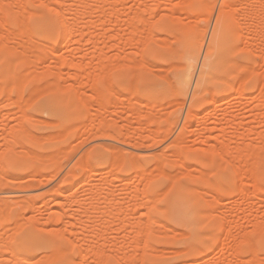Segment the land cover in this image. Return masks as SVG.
Wrapping results in <instances>:
<instances>
[{"label":"rangeland","instance_id":"374dc122","mask_svg":"<svg viewBox=\"0 0 264 264\" xmlns=\"http://www.w3.org/2000/svg\"><path fill=\"white\" fill-rule=\"evenodd\" d=\"M47 1H49V3ZM59 1L60 0H0V39H2V42L0 40V130L4 127L0 131V153L3 152L2 155L0 154V166L2 167H0V169L2 172L4 171L3 174H5L4 176L0 177V180H2L4 177L7 178L8 176H13L15 178L26 177L29 179L31 177L30 174L37 172L36 175L32 176H35L37 179L45 182V185L41 184L42 186H37L39 188L36 187L29 193H16L13 195L9 194L10 196L8 197L14 199L15 197L17 198V196L20 197V194H22L21 196H28L26 199L29 203L31 202L33 208H31V205H29L25 207L26 209H24L27 212V215H35L34 219L38 215V218L36 217L35 220H40V218L49 216L46 218V220H49H47L48 223L44 222L45 219H42L44 222L42 225L47 227L45 228L47 231L43 232L41 235H35L32 239L24 243V245H19V240L17 241L14 239L15 237L8 235L7 238L6 235L8 233L5 235L3 232L5 227L2 229L0 228V233L4 234L2 239H0L2 240L0 241V244L2 242L3 247L5 248L6 246L7 249V246L10 244L9 246H11L13 249V253H15L17 256L21 255L19 256L21 259H19L17 256L15 257V254L8 250L6 252L7 254L11 252L9 255H13L12 258H17L12 261V258L4 253L5 257H10L8 260L10 264H13L14 262L15 264L17 262L18 264H35V262H38L36 264H40L41 261L39 262V258L42 260L41 264H95L96 262V264H134V262L135 264H264V77H262L264 76V30L262 31V38L261 36H257L258 33L259 35L262 34L260 33V29L262 26L264 27V7L262 5L264 0H260V2L259 0H255L256 2L253 0V2H251V0H185L186 3L185 1L184 3H180L179 1L181 0H85V2L84 0H81L83 5L81 4L79 7L77 2H80V0ZM181 2H183V0ZM212 3L216 4L214 10L213 8L208 7L210 4L213 7L214 5ZM257 3L259 4V6L257 5L259 10L256 6ZM84 4L86 6L88 4V6L85 7ZM244 4L248 6L245 5V8L243 6ZM53 5L56 6L54 7ZM68 5L75 6L72 9V7ZM76 5L78 7L77 11L80 10L79 12H76L75 10L77 9ZM48 6L53 7L54 9L50 8L49 11ZM101 7L104 9L102 8V10L99 11ZM241 7L244 8L240 9ZM248 7H250V11ZM18 8H21V11ZM23 8L24 10H22ZM81 10L85 12H82ZM173 10L175 11L174 13ZM86 11L88 13H86ZM215 11L217 13L216 15ZM247 11L248 14L251 13L252 15L250 14L251 16L249 15L246 18L247 13L244 12ZM258 11L260 13L261 11L263 12L261 13L263 15L262 18L258 17L261 14L258 13L259 15H256ZM74 12L76 13L73 16ZM100 12H104L102 13L104 15L102 16ZM63 13L65 14L63 15ZM78 13H82L81 16L78 17L79 19L76 17L78 16ZM253 13L256 14L254 15ZM67 15L72 16L68 17V19L77 18V22L80 23L79 25L77 24L78 28L75 31L76 33L74 32L70 37L67 36L65 32L66 23H63L65 20L64 18H66ZM236 15L239 20H236L237 18L235 19ZM253 15L256 16L254 17L256 20L252 17ZM63 16L64 18L61 19ZM257 18H259V20ZM220 20L221 22L226 20L233 32V48L230 51V54H228L229 57L227 56L228 62L226 64V71L223 70L215 72L213 75L206 73L208 68L207 65L214 58V55H211V57L208 59L209 61H207L208 64L204 65L205 67L203 66L204 72L201 77V85L198 86L199 88L197 90H193L195 86L194 82L197 78L196 76H198L200 70L199 68L201 67L200 63L203 61L202 55H204V48L206 47L205 44L209 39V32L217 21L219 22L217 23L219 24L217 31H219ZM254 20L255 22L259 21V23L257 22V25H255L256 23L253 22ZM65 21L67 22V18ZM243 21H245V23L249 26L246 27L247 25ZM252 23H255V32L253 31L254 27H252ZM36 24L38 27H40L39 29H37L38 27L36 28ZM242 24L244 26L241 27ZM20 25L23 27L21 28ZM26 27L31 31L30 36L25 35L26 31H29L25 30ZM32 27L34 28L32 29ZM243 27H245V31L242 29ZM200 28H202L201 31L209 28V32L205 38L206 41L201 54L202 58H200L201 61L199 60V64L197 66L198 71H196L195 74V81L190 87L188 91L189 93H187L185 96L178 87H174V80L181 69V66H177L175 63H180V43L184 40V37L193 39V37H195L197 33L200 32ZM246 28L249 29L246 30ZM22 33H24V36H22ZM243 35L247 36L244 37ZM252 35L255 37V39L252 37ZM249 37L251 39H248ZM246 38L248 40H246ZM35 40L41 41L37 44H42L40 46L42 49L39 48V45L38 47L35 46ZM250 40L256 41L252 43ZM45 44L46 46L50 47H46L48 48L46 49ZM245 45L251 46L249 48L246 46V48L244 47ZM33 46H35L34 48L36 50H34ZM237 46H240L241 48L239 47L236 49ZM254 46H256V48H254ZM30 49H32V52ZM52 50L54 53H52ZM56 53L59 54V56L57 54L58 58L55 55ZM37 54L39 55L37 56ZM9 58H12L13 60ZM44 58L45 60H43ZM81 58L82 60H80ZM69 59L73 60L74 62L69 61ZM54 60L55 63L53 62ZM6 61L9 63L7 64ZM120 61L122 63H119ZM56 62H59L58 65H56ZM76 62L79 63V65H77ZM236 62L240 66H242L241 63H245L246 66L253 64L252 66L254 70L251 65L249 67H240ZM133 63L134 65H132ZM51 64L53 66H51ZM114 64L116 66H114ZM8 65H10V67ZM56 67L57 70L55 69ZM9 68H11L13 71L12 73ZM250 68H252L254 71H252L253 73L250 71ZM248 69H250L249 73L251 75L249 74L246 76L245 74L248 71L246 72L245 70ZM9 71L10 73H8ZM43 71L44 73H42ZM56 72L58 73L56 74ZM14 73L17 74L19 79L16 80L14 78L16 77ZM75 73H78L79 75ZM243 73L245 76H241ZM92 74H94V78H91ZM72 75H74V77ZM77 75L82 77V79L80 77L76 78L78 77ZM82 75L84 76V79ZM20 77L23 78V83L21 81L20 83H17L18 80H21ZM71 77L73 78L71 79ZM244 78L246 79L243 80ZM47 80L50 81V87H46L48 85ZM170 82L173 86L170 84ZM54 83L58 84L55 86ZM17 84H21L20 89H18L19 87ZM9 85L10 87H8ZM66 87L67 91L65 89ZM208 88H211L212 90L209 91ZM48 89H51L52 91H49ZM45 90L48 91L46 92ZM75 91L77 92V95ZM41 92L43 94H41ZM30 95L32 96L33 100L30 98ZM127 100H130V102ZM75 102L76 105H74ZM77 102L79 103V106L77 105ZM145 102L147 104H145ZM21 104L23 107H20ZM143 107L144 109H142ZM141 109L142 111H140ZM135 112L138 113L136 114ZM25 114L26 117L30 116L31 120L29 117L27 120L24 117ZM18 115H20V117ZM213 116H215V118L217 117L218 119H215ZM15 117L19 120H17ZM40 117L43 120L38 119ZM32 119H34V122H32ZM90 119L93 123L91 125L92 128H88L90 125L87 126L91 123ZM138 119L140 120V123ZM48 120L50 123H46ZM103 120H105V122ZM19 121L22 123L21 128H19ZM82 121L84 124H80ZM88 121H90V123H88ZM63 127L69 131L66 132ZM248 127L249 129L252 128L255 130L250 131ZM91 129V133H95V135L92 137V134L88 133V131L90 132ZM126 130L127 132H125ZM83 132L86 133L84 134L86 135L85 139H82L84 138L82 134ZM259 132L261 134H259ZM3 133L4 135H2ZM219 133L221 135H219ZM8 134H10L13 139ZM42 134L47 135L42 136ZM95 136L96 138L94 139L93 137ZM110 136H112V138H110ZM209 137L211 138L210 140L208 139ZM6 138L8 140H6ZM91 138H93V140ZM80 139L83 141H80ZM121 139H125L123 140V143ZM150 139L153 143L150 142ZM126 140L128 142H126ZM7 141L10 143V145L5 143ZM124 141L128 143V145L124 144ZM141 141L144 142L142 143ZM81 142L85 144L81 145ZM175 142L177 143L175 144ZM112 143H115L116 145H111ZM138 143L140 144L138 145ZM74 144L81 146L78 148ZM88 144L89 147H87ZM103 144H108L106 146H108L109 149L106 146H103ZM109 144L112 146V148H110L111 146H109ZM211 144L215 145L212 146ZM224 145H226V147ZM259 145L262 146L259 148ZM59 146L60 149L62 147V149L65 151L64 153L60 154L61 157H58V155L63 151L62 149L60 150L61 152L58 150ZM114 146H116V148ZM163 146L166 148H163ZM75 147L78 149L76 150ZM91 147H95L93 151H91ZM143 147L146 148L143 149ZM147 147L149 149H147ZM193 147H195V149ZM222 147H224V151ZM240 147L242 150L239 149ZM83 148L90 150V153L87 152L89 154L88 157L84 155V153H86L88 150L85 151L84 149L83 151ZM247 148L251 150V153L249 150V152L247 151ZM19 150L20 154L18 153ZM21 150H24V153L21 152ZM27 151H30V154L29 152L27 153ZM155 151L156 153L158 151L160 152L159 154L155 155L152 153ZM55 152H59L57 156H55V154H57ZM247 152L248 154L250 153V155H246ZM13 153L17 154V158L15 157L14 160L9 157L11 155H8ZM25 153H27V156L24 155ZM34 153L37 154V156H39L38 154L41 153V159L39 158L40 156L37 158ZM82 153L83 157L86 156V160L85 158L83 160V157L81 159L83 162L79 159L81 162L80 165L78 167L75 165L76 167L74 166V172L67 176L68 178L66 182L61 184L62 188L67 186L68 191L64 194H69L68 197L67 195H65V199L61 197V199L58 201H62L61 204L58 203L55 205L56 201L53 203L54 200L51 199V192L48 194H43V192L48 186L49 188L53 185V187H55L60 182V179L66 175L69 168H72L71 166L74 165L73 163H75V161L79 158V155H82ZM160 153L161 156H159ZM223 153L225 154L223 155ZM255 153H258V156ZM28 154L33 155L32 158L29 157ZM50 154L52 155L53 159L50 157ZM47 155H49L51 160L47 158ZM77 155L78 157H76ZM222 155L224 157H222ZM110 156L114 167L109 165L112 164ZM155 156L164 158V160L161 158L159 160V158H156ZM130 157L134 160L135 166L137 163L143 165V170L141 172L142 174L139 172L141 176L137 174V171H141L139 165L138 167H132L131 163H133V160L130 161ZM167 157H170V159ZM249 157L252 158L248 159ZM9 158L11 160H8ZM137 160H139V162H137ZM155 160H159L160 162L157 161L156 163ZM260 160H262V162H260ZM254 163H256L255 165L257 166L252 165ZM180 164L185 167L183 168ZM84 165L87 166L85 167ZM108 165L113 168H109ZM151 166H153V168H151ZM159 167L163 174L160 172ZM134 168L138 169L135 171ZM89 169H93L92 172ZM184 169L185 172H187H184L185 174L182 172ZM56 170H59V172H54ZM144 170H146V172H144ZM32 171L34 173H32ZM106 171H108V176L105 174ZM63 172L64 174H62ZM150 172H153L154 175H156V173L158 174L154 177L149 176V181L146 183L145 181L148 177L146 178L144 175L146 174L147 176V174ZM165 172L167 175L170 174L173 181L170 180L171 178H169V176L165 175ZM55 173L57 175L55 178H53ZM143 173L145 174L143 175ZM190 173H193V177L190 175ZM37 174H39L40 177ZM50 174L52 175L50 176ZM205 174L208 176L204 177ZM174 175L177 176L178 181L176 178H173L176 177ZM201 175H203L204 179ZM98 176L102 178H99ZM92 178L96 179L93 180ZM143 178H146V180L144 181ZM84 180H87L86 184ZM94 181L95 184L96 182L98 183L96 184V187H98L97 190H95L96 188L93 189L94 187H92V185L95 186ZM122 182L125 183L123 184ZM126 182L129 184L128 186L126 185ZM194 182H198L195 184L198 186V191H195V189H192V191H195L193 194L196 198V201L198 202V206L200 207V212L203 215V218L199 219L197 216L195 217V221H198H196V223L198 225V232L201 234V242L199 244L196 242L192 246L191 243L188 242L189 239L187 238L186 231L181 228L173 218L171 203L173 191L176 187H178V185L188 183L191 185V187H193L195 186ZM77 183L79 185H77ZM203 183L204 185H202ZM220 183L223 185V187ZM80 185H82L84 188ZM88 185L90 188H88ZM99 188L101 189V193L99 192ZM102 189L107 192V194L102 192ZM85 190H88V192L86 191L87 193H83ZM108 190H110L112 193ZM161 191L163 192L161 193ZM95 195L96 198L98 196L97 199H94ZM124 195H127V198ZM100 197L101 200H103L102 203L100 201ZM102 198L108 200L110 205L107 203L108 201ZM32 201L35 203H32ZM87 201L90 202L86 204ZM125 201L128 203V205H125L127 204ZM151 201H153L152 204L155 205H152ZM19 202L17 204H19ZM140 202L142 207H139L138 205ZM89 203L90 207L87 206ZM142 203H146L148 206L142 205ZM120 204L124 207H122ZM24 205H27V203L25 202ZM104 205H106L105 207L108 209V211H105ZM111 205L112 208L110 209L109 206ZM113 205L115 207L117 205V208L119 209L116 208L117 210H114L115 207ZM92 206L94 208L97 206V208L94 209ZM28 207H30V209ZM120 207L123 209L121 208L122 210H120ZM52 210H57V212H55L56 214L59 213V216L58 214L56 215L51 213L53 212ZM42 211L44 217H41ZM112 211L117 212H114L115 216L113 215ZM208 212L210 214H208ZM140 214L142 215V218L140 217ZM54 215L58 216V218L60 217L58 221H56L57 218L55 219ZM120 216H122L121 218H123V220H121ZM67 220L71 221L68 223ZM40 221L37 224L38 226H42V222ZM200 221L202 222L200 223ZM111 222H113V224ZM142 223L143 225H141ZM207 224H209V226H207ZM115 227L117 229H115ZM169 227L173 230L171 231ZM137 228L138 230H136ZM180 229L182 232H185H183V235H180ZM133 230L134 233L132 232ZM205 231L207 234H205ZM74 232L75 234H73ZM170 232L173 234H170ZM110 235L114 239H112ZM3 237L8 241L7 243L4 241ZM10 238H13L14 241L17 242V245L15 244V246L18 248L14 247V241H12L13 239L10 240ZM73 241H75L76 244ZM56 248H58L57 250L59 251L60 249L64 250V253H62L63 250H61L62 252L60 251L61 256L58 258L57 255L59 256L60 254H58ZM176 249L178 251L180 250V252H178ZM51 250H56V252H54L57 254L53 255ZM161 250L163 251L161 252ZM157 251H159L160 254H157L159 253ZM170 252L173 253L169 254ZM130 259H132L133 262ZM127 261L129 263H127ZM256 261L257 263H255Z\"/></svg>","mask_w":264,"mask_h":264},{"label":"bare ground","instance_id":"6f19581e","mask_svg":"<svg viewBox=\"0 0 264 264\" xmlns=\"http://www.w3.org/2000/svg\"><path fill=\"white\" fill-rule=\"evenodd\" d=\"M53 1V0H52ZM61 1V0H60ZM59 1V2H60ZM64 1V0H63ZM63 1H62V3H63ZM72 1V0H71ZM79 1V0H78ZM87 1V0H86ZM95 1V0H94ZM99 1V0H98ZM182 1V0H181ZM181 1H179L180 3H184V1L185 0H183V2H181ZM194 1V0H193ZM238 1V0H237ZM245 1V0H244ZM243 1V2H244ZM253 1H255V0H253ZM252 0H251V2H253ZM48 3H49V1H47ZM84 2H85V0H84ZM199 2V1H198ZM256 2V1H255ZM259 2H260V0H259ZM258 2V3H259ZM262 2V1H261ZM264 2V1H263ZM263 2H262V5H263V7H264V4H263ZM51 3V2H50ZM55 3V2H54ZM65 3V2H64ZM78 3V7L79 6H81V4L83 5V3H81V0H80V2H77ZM80 3V4H79ZM185 3H186V1H185ZM196 3V2H195ZM208 3V2H207ZM206 3V4H207ZM228 3V2H227ZM241 3V2H240ZM256 4V6L258 5L259 6V4ZM67 4H68V2H67ZM69 4H70V2H69ZM75 4H76V2H75ZM103 4V3H102ZM214 6L212 7V5L210 4V6H208V7H211V8H213V10H214V8L216 7L215 5V3H212ZM229 4H231V3H229ZM57 5V4H56ZM56 5H53L54 7L56 6ZM85 5V4H84ZM246 4H244L243 6L246 8V6H248V5H246ZM5 6V5H4ZM52 6V5H51ZM58 6V5H57ZM68 6H70V5H68ZM75 6V5H74ZM74 6H70V7H72V9H73V7ZM87 6H88V4H87ZM86 5H85V7H87ZM256 6H254V7H256ZM258 6H257V8H258ZM1 7H2V4H1ZM49 7V11H50V8H53V7H50V6H48ZM76 7H77V5H76ZM75 7V8H76ZM78 7H77V9H75L76 10V12H79V11H77L78 10ZM98 7V6H97ZM96 7V8H97ZM244 7H241L240 9H243ZM260 7H262V6H260ZM22 8V7H21ZM21 8H18V9H20V11H21ZM25 8V7H24ZM24 8L22 9V10H24ZM95 8V7H94ZM102 8L103 7H101V9H99V11L100 10H102ZM203 8H205V7H203ZM210 8V9H211ZM249 8V11H250V7H248ZM3 9V8H2ZM9 9V8H8ZM54 9V8H53ZM52 9V10H53ZM56 9V8H55ZM59 9V8H58ZM71 9V8H70ZM71 9V10H72ZM79 9H81V8H79ZM104 9V8H103ZM107 9V8H106ZM261 9V8H260ZM263 9V8H262ZM85 10V9H84ZM152 10V9H151ZM212 10V11H213ZM258 10H259V8H258ZM12 11V10H11ZM19 11V12H20ZM57 11V10H56ZM64 11H66V10H64ZM74 11V10H73ZM82 11V10H81ZM114 11V10H113ZM113 11H111V12H113ZM208 11V10H207ZM225 11V10H224ZM264 11V10H263ZM23 12V11H22ZM36 12V11H35ZM76 12H74V14H73V16L75 15V13ZM82 12H85V11H82ZM127 12V11H126ZM175 11L173 10V13H174ZM204 12V11H203ZM211 12V11H210ZM222 12H223V10H222ZM222 12H221V14H222ZM240 12V11H239ZM254 12H256V11H254ZM86 13H88L87 11H86ZM101 13V12H100ZM102 13H104V12H102ZM101 13V14H102ZM115 13V12H114ZM213 13V12H212ZM217 13H218V10H217ZM216 13V11H215V15L217 14ZM238 13V12H237ZM241 13H242V11H241ZM244 13H247V15H246V18H247V16H249L250 14H248V11L247 12H244ZM261 14V13H263L262 11H261V13L258 11L257 12V14L256 15H259V14ZM59 14V13H58ZM65 13H63V15H64ZM81 14L82 13H78V16H76L77 18L79 17V16H81ZM205 14H206V12H205ZM234 14V13H233ZM239 14V13H238ZM237 14V15H238ZM243 14V13H242ZM242 14H240V15H242ZM254 14V13H253ZM254 14V15H255ZM60 15H61V13H60ZM59 15V16H60ZM70 15V14H69ZM72 15V14H71ZM104 14H102V16H103ZM171 15V14H170ZM170 15H168V16H170ZM199 15V14H198ZM210 15V14H209ZM213 15V14H212ZM237 15H236V17H235V19L237 18ZM245 15H243V16H245ZM252 15V14H251ZM250 15V16H251ZM252 16L253 18L254 17H256V16ZM264 15V14H263ZM263 15L261 14V15H259L258 17H263ZM68 17H72V16H68L67 15V22L65 21L66 20V18H64V16L63 17H61V19L62 18H64L63 20V23L65 22L66 23V30H65V32H66V34H67V36H71V35H73V33L76 31V29L78 28L77 26L80 24V23H78L77 21H78V19L77 18H70V19H68ZM221 17H222V15H221ZM233 17H234V15H233ZM240 18V17H239ZM75 19H77V20H75ZM255 19V18H254ZM258 20H259V18H257ZM26 20V19H25ZM24 20V21H25ZM41 20V19H40ZM236 20H239L238 18L236 19ZM242 20V19H241ZM246 20V19H245ZM248 20V19H247ZM256 20V19H255ZM255 20L253 21V22H255ZM263 20V19H262ZM23 21V22H24ZM76 21V22H75ZM99 21V20H98ZM101 21V20H100ZM260 21H261V19H260ZM244 23H245V21H243ZM247 22V21H246ZM249 22V21H248ZM251 22H252V20H251ZM258 23H259V21H257ZM257 22H255V23H252V27H254V24L255 25H257ZM264 22V21H263ZM43 23V22H42ZM217 23H219L218 21L216 22V24L215 25H213L212 26V28H211V31L209 32L208 31V29H206V30H203V31H201V29L202 28H200L199 30H200V32L199 33H197V35L195 36V37H193V39H188V38H186V37H184V40L180 43L181 44V48H180V50H179V52H180V54H179V61H180V63H175L177 66L179 65V66H181V69L179 70V72H178V74L176 75V78H175V80H174V87H178L179 88V90L186 96L187 95V93H189L188 91H189V89H190V87L193 85V82L195 83V86H194V89L193 90H197L199 87V85H201V77H202V74H203V72H204V68H203V66L204 65H206V64H208L207 63V61H209L208 59L211 57V55H214V58H213V60L207 65L208 66V68H207V72L206 73H208L209 75H213L215 72H219V71H223V70H225L226 69V64H227V62H228V58H227V56L229 57V55L228 54H230V51L232 50V48H233V42H232V38H233V32H232V30H231V28H230V26H229V24H228V22L226 21V20H224V21H222L221 22V20H220V28H219V31H217V27L219 26V24H217ZM78 24V25H77ZM188 24H190V23H188ZM246 24V23H245ZM264 24V23H263ZM24 25V24H23ZM37 25V24H36ZM35 25V26H36ZM65 25V24H64ZM247 25V24H246ZM245 25V26H246ZM259 25V24H258ZM21 26V28L23 27L22 25H20ZM42 26V25H41ZM242 26H244L243 24L241 25V27ZM249 25H247L246 27H248ZM28 27V26H27ZM27 27H26V29L25 30H29V28L27 29ZM38 27V25L36 26V28ZM43 27V26H42ZM200 27V26H199ZM258 27V26H257ZM263 27V26H262ZM262 27H261V31H260V33H262V34H260L259 35V33H258V37L259 36H261V38H262V35H263V30H264V27H263V29H262ZM34 27H32V29H33ZM40 27H38L37 29H39ZM244 28L245 27H243L242 29L244 30ZM255 28L256 27H254V29H253V31L255 30ZM249 29V28H248ZM247 28H246V30H248ZM24 30V29H23ZM187 30V29H186ZM198 30V31H199ZM245 31V30H244ZM252 31V32H253ZM263 31V32H262ZM29 32V33H28ZM26 31V33H25V35L27 36V35H29L30 36V33H31V31L29 30V31ZM33 32V31H32ZM35 32V31H34ZM40 32V31H39ZM210 33L209 35H208V41H207V43L205 44V38H206V35H207V33ZM240 32V31H239ZM242 32V31H241ZM248 32H251V31H248ZM255 32V31H254ZM24 33H22V36H24L23 34ZM28 33V34H27ZM76 33V32H75ZM257 33V32H256ZM77 34H78V32H77ZM250 34V33H249ZM38 36V35H37ZM76 36V35H75ZM244 36V35H243ZM245 36H247V35H245ZM244 36V37H245ZM68 37V38H69ZM243 37V38H244ZM252 37H253V35H252ZM20 38V37H19ZM64 38H66V37H64ZM254 39H255V37H253ZM21 39V38H20ZM70 39V38H69ZM72 39V38H71ZM74 39V38H73ZM248 39H251L250 37L248 38ZM247 38H246V40H248ZM257 39V38H256ZM1 40V42H2V39H0ZM22 40V39H21ZM244 40H245V38H244ZM262 40V39H261ZM4 41V40H3ZM37 40H35V46L36 47H38V45L39 44H37V43H39V42H41V41H37ZM72 41H74V40H72ZM251 41V40H250ZM254 41H256V40H254ZM254 41L252 40L251 42L252 43H254ZM67 42V41H66ZM245 42V41H244ZM247 42V41H246ZM260 42V41H259ZM263 42V41H262ZM72 43H74V42H72ZM3 44V43H2ZM31 44H33V43H31ZM41 44V43H40ZM65 44V43H64ZM69 44H70V42H69ZM95 44V43H94ZM98 44V43H97ZM204 44L206 45V47L204 48ZM247 44V43H246ZM42 45V44H41ZM41 45H39V48H41L42 49V47H40ZM48 45V44H47ZM240 45V44H239ZM244 45V44H243ZM249 45V44H248ZM35 46H33V48L35 47ZM61 46V45H60ZM95 46H97V45H95ZM99 46V45H98ZM242 46V45H241ZM247 45H245L244 47H246ZM251 46V45H250ZM250 46H247L248 48L250 47ZM256 46H258V45H256ZM256 46H254V48H256ZM260 46V45H259ZM46 47H50V46H46V44H45V48ZM240 46H237V48L236 49H238ZM243 47V48H244ZM246 47V48H247ZM44 48V49H45ZM48 48H46V49H48ZM97 48V47H96ZM173 48V47H172ZM203 48L205 49L204 51V55H202L203 56V61L200 63L201 64V67L199 68L200 70H199V73H198V76H196L195 74H196V71H198L197 70V66H198V64H199V60L201 61V59L200 58H202L201 57V54H202V51H203ZM241 48V47H240ZM252 48H253V46H252ZM52 49V48H51ZM60 49V48H59ZM67 49V48H66ZM69 49V48H68ZM31 50V52H32V49H30ZM30 50H29V53H30ZM34 50H36L35 48H34ZM49 51V50H48ZM51 51V50H50ZM53 51V50H52ZM56 51V50H55ZM60 51V50H59ZM59 51H58V53H59ZM97 51V50H96ZM252 51H253V49H252ZM259 51V50H258ZM25 52V51H24ZM26 52H28V51H26ZM46 53V52H45ZM52 53H54V51L52 52ZM58 53H56L55 55L57 56V54ZM64 54V53H63ZM68 54V53H67ZM79 54V53H78ZM97 54V53H96ZM1 55V54H0ZM26 55V54H25ZM39 54H37V56H38ZM74 55V54H73ZM82 55V54H81ZM80 55V56H81ZM58 56H59V54H58ZM58 56H57V58H58ZM61 56V55H60ZM3 57V56H2ZM44 57V56H43ZM50 57V56H49ZM82 57V56H81ZM48 58V57H47ZM51 58V57H50ZM50 58H48V59H50ZM64 58V57H63ZM83 58V57H82ZM82 58L80 59V60H82ZM9 59H11V60H13L12 58H9ZM8 59V60H9ZM56 59V58H55ZM71 59H73V58H71ZM99 59V58H98ZM43 60H45V58L43 59ZM52 60V59H51ZM61 60H63V59H61ZM67 60V59H66ZM42 61V60H41ZM57 61V60H56ZM69 61H72V62H74L73 60H70L69 59ZM78 61H79V59H78ZM84 61V60H83ZM82 61V62H83ZM117 61V60H116ZM122 61V60H121ZM119 62V63H122V62ZM54 63H55V60L53 61ZM60 62H62V61H60ZM66 62V61H65ZM103 62V61H102ZM101 62V63H102ZM114 62V61H113ZM124 62V61H123ZM176 62V61H175ZM6 63H7V61H6ZM9 63V62H8ZM7 63V64H8ZM57 64L56 65H58V63L59 62H56ZM71 63V62H70ZM77 63V62H76ZM119 63H117V64H119ZM125 63H127V62H125ZM135 63H137V62H135ZM237 63V62H236ZM65 64V63H64ZM74 64V63H73ZM84 64V63H83ZM112 64V63H111ZM110 64V65H111ZM139 64V63H138ZM238 64V63H237ZM245 66H244V65ZM264 64V63H263ZM6 65V64H5ZM77 65H79V63H77ZM104 65V64H103ZM122 65H126V64H122ZM132 65H134V63L132 64ZM173 65H174V63H173ZM231 65V64H230ZM241 65L243 66V67H249L250 65H251V67L253 68V64H249L248 66H246V64L245 63H241ZM9 67H10V65H8ZM51 66H53L52 64H51ZM50 66V67H51ZM73 66V65H72ZM75 66V65H74ZM81 66V65H80ZM83 66V65H82ZM114 66H116L115 64H114ZM121 66V65H120ZM238 66H240L239 64H238ZM242 66H240V67H242ZM117 67H119V66H117ZM205 67V66H204ZM52 68H54V67H52ZM75 68V67H74ZM133 68V67H132ZM137 68V67H136ZM239 68V67H238ZM252 68H250V69H248V70H245L246 72V76L247 75H249L250 73V71L252 72L253 70H254V68H253V70H252ZM45 69V68H44ZM43 69V70H44ZM49 69V68H48ZM56 70H57V67L55 68ZM1 70H2V68H1ZM9 70L11 71V73L13 72L12 70H11V68H9ZM52 70V69H51ZM59 70V69H58ZM73 70V69H72ZM134 70V69H133ZM138 70V69H137ZM177 70V69H176ZM250 70V71H249ZM6 71V70H5ZM10 71L8 72V73H10ZM84 71V70H83ZM131 71H132V69H131ZM226 71V70H225ZM224 71V72H225ZM41 72V71H40ZM47 72V71H46ZM53 72H55V71H53ZM60 72V71H59ZM73 72H74V70H73ZM115 72V71H114ZM113 72V73H114ZM254 72V71H253ZM252 72V73H253ZM264 72V71H263ZM42 73H44V71L42 72ZM58 72H56V74H57ZM69 73V72H68ZM67 73V74H68ZM78 73H80V72H78ZM78 73H75V74H78ZM122 73V72H121ZM3 74H5V73H3ZM15 74V73H14ZM71 74H73V73H71ZM82 74V73H81ZM80 74V75H81ZM262 74V73H261ZM16 75V77H17V74H15ZM70 75V74H69ZM79 75V74H78ZM77 75V76H78ZM89 75V74H88ZM90 75H91V73H90ZM93 75L94 74H92V77L91 78H94L93 77ZM244 75V73L241 75V76H243ZM244 75V76H245ZM251 75V74H250ZM2 76H4V75H2ZM19 76V75H18ZM40 76V75H39ZM43 76V75H42ZM60 76H61V74H60ZM65 76H66V74H65ZM73 77H74V75H72ZM83 76V75H82ZM195 76L197 77L195 80H194V78H195ZM262 76V75H261ZM16 77H14L16 80L17 79H19L18 77L16 78ZM45 77H46V75H45ZM53 77H55V76H53ZM57 77V76H56ZM73 77H71V79L73 78ZM80 76H78V77H76V78H79ZM90 77V76H89ZM262 77H264V76H262ZM70 78V77H69ZM81 79H82V77H80ZM20 79L21 80H18V82L17 83H20V81L22 82V79L23 78H21L20 77ZM51 79V78H50ZM50 79H48V80H50ZM54 79H56V78H54ZM83 79H84V76H83ZM90 79V78H89ZM136 79V78H135ZM167 79V78H166ZM246 78H244L243 80H245ZM262 79V78H261ZM10 80V79H9ZM47 80V81H48ZM74 80V79H73ZM72 80V81H73ZM79 80V79H78ZM170 80V79H169ZM168 80V81H169ZM24 81V80H23ZM133 81H135V80H133ZM171 81V80H170ZM262 81V80H261ZM50 81H48L47 83H48V85L46 86V87H48L49 86V83ZM132 82V81H131ZM264 82V81H263ZM23 83V82H22ZM21 83V84H22ZM21 84H17L18 85V89H20V87H21ZM55 84V86L58 84V83H54ZM78 84V83H77ZM82 84V83H81ZM134 84V83H133ZM170 84H171V82H170ZM20 85V86H19ZM44 85V84H43ZM135 85H136V82H135ZM172 85V84H171ZM229 85V84H228ZM232 85V84H231ZM40 86V85H39ZM38 86V87H39ZM51 86V85H50ZM49 86V87H50ZM54 86V87H55ZM59 86V85H58ZM57 86V87H58ZM65 86V85H64ZM73 86V85H72ZM173 86V85H172ZM263 86V85H262ZM261 86V87H262ZM8 87H10V85L8 86ZM42 87V86H41ZM53 87V88H54ZM63 87V86H62ZM218 87V86H217ZM229 87V86H228ZM231 87V86H230ZM43 88V87H42ZM42 88H40V89H42ZM52 88V89H53ZM56 88V87H55ZM193 88V87H192ZM212 88V87H211ZM211 88H208V90L209 91H211L212 89ZM215 88V87H214ZM37 89V88H36ZM44 89H45V87H44ZM62 89V88H61ZM64 89V88H63ZM66 89V91H67V87L65 88ZM78 89V88H77ZM130 89H131V87H130ZM216 89V88H215ZM231 89V88H230ZM49 90V89H48ZM47 90V91H48ZM51 90V89H50ZM49 90V91H50ZM133 90H134V87H133ZM136 90V89H135ZM207 90V89H206ZM220 90V89H219ZM228 90V89H227ZM36 91V90H35ZM40 91V90H39ZM46 91V90H45ZM46 91V92H47ZM52 91V90H51ZM54 91V90H53ZM56 91H57V89H56ZM64 91V90H63ZM62 91V92H63ZM78 91V90H77ZM79 91H80V88H79ZM84 91V90H83ZM241 91H242V89H241ZM71 92H73V91H71ZM76 92V91H75ZM130 92H131V90H130ZM135 92V91H134ZM133 92V93H134ZM226 92V91H225ZM5 93V92H4ZM61 93V92H60ZM81 93V92H80ZM195 93V92H194ZM224 93V92H223ZM41 94H43L42 92H41ZM73 94V93H72ZM71 94V95H72ZM81 94H83V93H81ZM221 94V93H220ZM264 94V93H263ZM70 95V94H69ZM76 95H77V92H76ZM31 96V95H30ZM48 96V95H47ZM60 96V95H59ZM44 97V96H43ZM78 97H79V93H78ZM257 97H258V95H257ZM31 99H32V96L30 97ZM46 98V97H45ZM48 99V98H47ZM61 99V98H60ZM78 99V98H77ZM84 99V98H83ZM215 99V98H214ZM258 99V98H257ZM33 100V99H32ZM49 100V99H48ZM140 100V99H139ZM187 100V99H186ZM29 101V100H28ZM127 101H129L130 102V100H127ZM216 101V100H215ZM215 101H214V103H215ZM32 102V101H31ZM30 102V103H31ZM73 102V101H72ZM79 102V101H78ZM77 102V103H78ZM142 102V101H141ZM140 102V103H141ZM5 103V102H4ZM11 103V102H10ZM9 103V104H10ZM22 103V102H21ZM139 103V102H138ZM144 103V102H143ZM5 104H7V103H5ZM8 104V105H9ZM13 104H14V102H13ZM71 104V103H70ZM134 104H135V102H134ZM145 104H147L146 102H145ZM30 105V104H29ZM52 105V104H51ZM74 105H76V102L74 103ZM78 106H79V103L77 104ZM139 105V104H138ZM141 105V104H140ZM20 106V105H19ZM147 106V105H146ZM2 107H4V106H2ZM20 107H23V105L21 104V106ZM19 107V108H20ZM133 107V106H132ZM139 107V106H138ZM141 107V106H140ZM218 107V106H217ZM58 108V107H57ZM56 108V109H57ZM134 108V107H133ZM147 108V107H146ZM145 108V109H146ZM216 108V107H215ZM20 109H22V108H20ZM78 109V108H77ZM142 109H144V107L142 108ZM142 109L140 110V111H142ZM19 110V109H18ZM59 110V109H58ZM191 110V109H190ZM220 110V109H219ZM223 110V109H222ZM23 111V110H22ZM22 111H20V112H22ZM221 111V110H220ZM231 111H233V110H231ZM17 112V111H16ZM19 112V111H18ZM139 112V111H138ZM137 112V113H138ZM215 112V111H214ZM230 112V111H229ZM237 112V111H236ZM235 112V113H236ZM136 113V112H135ZM136 113V114H137ZM145 113V112H144ZM143 113V114H144ZM1 114H2V112H1ZM29 114V113H28ZM140 114V113H139ZM142 114V115H143ZM221 114H223V113H221ZM145 115H146V113H145ZM144 115V116H145ZM17 116V115H16ZM19 117H20V115H18ZM24 116V115H23ZM138 116V115H137ZM235 116H237V115H235ZM27 120H28V117H29V119H30V116H28V117H26V114H25V116H24ZM32 117V116H31ZM211 117H212V115H211ZM214 118H215V116H213ZM16 118V117H15ZM138 118V117H137ZM213 118V119H214ZM217 118V117H216ZM215 118V119H216ZM237 118V117H236ZM17 119V118H16ZM38 119H42L41 117L40 118H38ZM45 119V118H44ZM140 119V118H139ZM138 119V121H139V123H140V120ZM218 119V118H217ZM235 119V118H234ZM238 119V118H237ZM256 119H258V118H256ZM17 120H19V119H17ZM31 120V119H30ZM34 119H32V122H34L33 121ZM43 120V119H42ZM241 120V119H240ZM38 121V120H37ZM45 121V120H44ZM51 121V120H50ZM90 121H91V123H90ZM90 121H88V123H90V124H88L87 126H89L88 128H92V120L90 119ZM102 121V120H101ZM104 122H105V120H103ZM26 122V121H25ZM35 122H36V120H35ZM40 122V121H39ZM43 122V121H42ZM41 122V123H42ZM47 122H49V120L48 121H46V123ZM53 122V121H52ZM54 122H56V121H54ZM261 122V121H260ZM18 123H20L19 125H20V127L19 128H21V121H19ZM50 123V122H49ZM77 123V122H76ZM81 123H83V121L82 122H80V124ZM86 123H87V121H86ZM85 123V124H86ZM72 124V123H71ZM75 124V123H74ZM80 124H78V125H80ZM84 124V123H83ZM82 124V125H83ZM94 124H95V122H94ZM141 124H142V122H141ZM255 124V123H254ZM264 124V123H263ZM13 125V124H12ZM73 125V124H72ZM75 125H77V124H75ZM98 125H99V123H98ZM97 125V126H98ZM100 125H101V123H100ZM145 125V124H144ZM10 126V125H9ZM63 126V125H62ZM94 126V125H93ZM96 126V127H97ZM117 126H119V125H117ZM141 126V125H140ZM147 126V125H146ZM257 126V125H256ZM262 126V125H261ZM11 127H13V126H11ZM17 127V126H16ZM65 127V126H64ZM63 127V128H64ZM72 127V126H71ZM73 127H75V126H73ZM76 127H78V126H76ZM84 127V126H83ZM99 127V126H98ZM127 127H128V125H127ZM132 127V126H131ZM144 127V126H143ZM245 127V126H244ZM4 128V127H3ZM3 128H1V130L3 129ZM69 128H70V124H69ZM85 128V127H84ZM83 128V129H84ZM87 128V127H86ZM107 128V127H106ZM253 128H254V126H253ZM8 129V128H7ZM10 129V128H9ZM65 129V128H64ZM129 129H130V127H129ZM134 129V128H133ZM147 129V128H146ZM149 129V128H148ZM248 129H249V127H248ZM0 130V131H1ZM24 130V129H23ZM26 130V129H25ZM66 130V129H65ZM85 130H87V129H85ZM85 130H83V131H85ZM144 130H145V128H144ZM168 130V129H167ZM250 131L251 130H255V129H249ZM67 131H69V130H66V132ZM91 131H92V129L90 130V132L88 131V133H91ZM122 131V130H121ZM134 131H135V129H134ZM141 131V130H140ZM8 132V131H7ZM23 132V131H22ZM26 132V131H25ZM125 132H127V130L125 131ZM130 132V131H129ZM132 132V131H131ZM136 132V131H135ZM137 132H138V130H137ZM226 132V131H225ZM224 132V133H225ZM228 132V131H227ZM263 132V131H262ZM6 133V132H5ZM87 133V134H88ZM133 133V132H132ZM131 133V134H132ZM254 133V132H253ZM31 134V133H30ZM33 134V133H32ZM83 134V137L84 138H82V139H85L86 137V135H84V134H86V133H82ZM92 134V133H91ZM108 134V133H107ZM128 134V133H127ZM139 134V133H138ZM153 134V133H152ZM229 134V133H228ZM259 134H261L260 132H259ZM2 135H4V133L2 134ZM9 136H11L10 134H8ZM29 135V134H28ZM27 135V136H28ZM41 135V134H40ZM45 135H47V134H45ZM45 135H43L42 134V136H45ZM64 135V134H63ZM93 135H95V133L94 134H92L91 135V137L93 136ZM97 135V134H96ZM113 135V134H112ZM134 135V134H133ZM145 135V134H144ZM150 135V134H149ZM157 135V134H156ZM215 135V134H214ZM219 135H221L220 133H219ZM218 135V136H219ZM258 135V134H257ZM6 136V135H5ZM90 136V135H89ZM131 136V135H130ZM148 136V135H147ZM154 136V135H153ZM211 136L213 137V135L211 134ZM210 136V137H211ZM229 136V135H228ZM233 136V135H232ZM140 137V136H139ZM145 137V136H144ZM149 137V136H148ZM158 137V136H157ZM161 137V136H160ZM159 137V138H160ZM208 138L209 140L211 139V138ZM260 137V136H259ZM11 138H12V136H11ZM30 138V137H29ZM44 138H46V137H44ZM43 138V139H44ZM94 139L96 138V136L95 137H93ZM93 138H91L92 140H93ZM110 138H112V136H110ZM134 138H136V137H134ZM133 138V139H134ZM150 138V137H149ZM214 138H215V136H214ZM226 138V137H225ZM229 138V137H228ZM13 139V138H12ZM82 139H80V141L82 140ZM114 139V138H113ZM145 139V138H144ZM148 139V138H147ZM154 139V138H153ZM213 139V138H212ZM224 139V138H223ZM222 139V140H223ZM6 140H8L7 138H6ZM76 140V139H75ZM123 140H125V139H121V141H122V143H123ZM138 140V139H137ZM149 140V139H148ZM160 140V139H159ZM5 141V140H4ZM10 141H12V140H10ZM83 141V140H82ZM85 141V140H84ZM89 141H91V140H89ZM140 141V140H139ZM146 141V140H145ZM161 141V140H160ZM227 141V140H226ZM225 141V142H226ZM86 142H88V141H86ZM99 142V141H98ZM126 142H128L127 140H126ZM125 141H124V144H126V145H128V143H126ZM142 142V141H141ZM140 142V143H141ZM144 142V141H143ZM142 142V143H143ZM150 142H151V139H150ZM162 142V141H161ZM219 142V141H218ZM229 142V141H228ZM6 144L8 143V141L7 142H5ZM20 143V142H19ZM93 143H95V142H93ZM92 143V144H93ZM140 143H138V145L140 144ZM151 143H153V142H151ZM177 142H175V144H176ZM220 143V142H219ZM224 143V142H223ZM236 143H239V142H236ZM82 144H85V143H82L81 142V145ZM100 144V143H99ZM116 145L115 143H112L111 145ZM136 144V143H135ZM161 144V143H160ZM205 144H206V142H205ZM225 144V143H224ZM7 145H10V143H8ZM6 145V146H7ZM26 145V144H25ZM75 145V144H74ZM81 145H79V146H81ZM106 145H108V144H106ZM106 145H104L103 144V146H106ZM110 144H109V146H111ZM148 145V144H147ZM209 145V144H208ZM212 145V144H211ZM215 145V144H214ZM214 145H212V146H214ZM223 145V144H222ZM243 145H245V144H243ZM264 145V144H263ZM69 146H71V145H69ZM75 146H77V145H75ZM79 146H77L78 148H79ZM137 146V145H136ZM153 146V145H152ZM165 146H166V143H165ZM165 146H163V148L165 147ZM178 146V145H177ZM219 146V145H218ZM225 147H226V145H224ZM227 146H229V145H227ZM238 146V145H237ZM242 146V145H241ZM248 146V145H247ZM250 146V145H249ZM260 146H262V145H259L258 147L260 148ZM3 147H4V145H3ZM87 147H89V144H88V146ZM107 148H108V146H106ZM105 147V148H106ZM115 148H116V146H114ZM149 147V146H148ZM147 147V149H149ZM154 147H155V144H154ZM179 147V146H178ZM205 147V146H204ZM207 147V146H206ZM243 147V146H242ZM251 147V146H250ZM249 147V148H250ZM8 148V147H7ZM10 148H12V147H10ZM59 149V151L62 149V147H61V149H60V146L58 147ZM64 148V147H63ZM77 148V149H78ZM95 147H91L90 149H92L91 151H93V149H94ZM110 148H112V146L110 147ZM146 147H143V149H145ZM153 148V147H152ZM162 148V149H163ZM166 148V147H165ZM187 148H189V147H187ZM194 149H195V147H193ZM217 148V147H216ZM223 148V151H224V147H222ZM221 148V149H222ZM263 148H264V146H263ZM4 149V148H3ZM6 149V148H5ZM14 149V148H13ZM23 149V148H22ZM57 149V148H56ZM75 149H76V147H75ZM76 149V150H77ZM84 149L85 148H83V151H84ZM109 149V148H108ZM140 149H141V147H140ZM207 149V148H206ZM240 150H242L241 149V147L239 148ZM7 150H9V149H7ZM25 150V149H24ZM24 150H21V152H23L24 153ZM75 150V151H76ZM82 150V149H81ZM86 150H88V151H86ZM111 150V149H110ZM214 150V149H213ZM250 151V153H251V150L250 149H248L247 148V151ZM262 150V149H261ZM4 151V150H3ZM11 151V150H10ZM31 151V150H30ZM30 151H27V153L29 152V154H30ZM62 151L63 152H61V153H59V155H58V153L57 152H55V153H57V154H55V156H57L58 155V157H61L60 156V154H62V153H64L65 151L62 149ZM85 151H86V153H84V155H86L87 157H88V153H90V150L89 149H85ZM117 151V150H116ZM135 151V150H134ZM154 151V150H153ZM163 151V150H162ZM187 151V150H186ZM226 151V150H225ZM245 151V150H244ZM243 151V152H244ZM248 151V152H249ZM255 151V150H254ZM258 151V150H257ZM1 152H2V150H1ZM12 152V151H11ZM14 152H17V151H14ZM20 152V150L18 151V153ZM81 152V151H80ZM80 152H78V153H80ZM88 152V153H87ZM137 152H139V151H137ZM146 152V151H145ZM159 152L160 151H158L157 153H156V151L155 152H152V153H154L155 155L156 154H159ZM176 152V151H175ZM242 152V151H241ZM248 152L246 153V155L248 154ZM3 153V152H2ZM2 153H0L1 155H2ZM10 153V152H9ZM27 153H25L24 155H26L27 156ZM76 153V152H75ZM83 153H82V155L80 154H78L79 155V158L75 161V163H73L74 165H72L71 167L72 168H69V170L67 171V169H66V171H67V173H66V175H64L61 179H60V182L55 186V187H53V186H51L50 188H49V186L46 188V190L43 192V194H48L49 192H51V199H53L54 201H53V203L55 202V205L56 204H61V202H58L60 199H61V197H63L64 199L66 198L65 197V195H67V197H68V195L69 194H64L65 192L67 193V186L66 187H61V184L63 183V182H66L67 181V176L68 175H70L72 172H74V166L75 165H77V167L80 165V160L82 159V157H83ZM112 153V152H111ZM162 153H164V152H162ZM169 153H170V151H169ZM172 153H173V151H172ZM250 153L248 154V155H250ZM20 154V153H19ZM28 154V155H29ZM35 154V153H34ZM66 154H67V152H66ZM225 153H223V155H224ZM245 154V153H244ZM257 156H258V153H255ZM8 155H11V156H9V157H11V159L12 160H14V158L17 156V154L16 153H13V154H8ZM14 155V156H13ZM36 156H37V154H35ZM34 155V156H35ZM39 156L41 155V153L40 154H38ZM43 155V154H42ZM51 155V154H50ZM78 155L76 156V157H78ZM98 155V154H97ZM166 155V154H165ZM175 155V154H174ZM222 155V157H224ZM32 156L33 155H29V157H31L32 158ZM35 156V157H36ZM39 156H37V158L39 157ZM46 156V155H45ZM45 156H43L44 158H46ZM54 156V157H55ZM74 156V155H73ZM85 156V157H86ZM159 156H161V153H160V155ZM228 156V155H227ZM244 156V155H243ZM251 156H253V155H251ZM51 158H52V155L50 156ZM50 157H49V155H47V158H49L50 159ZM85 157H83V160H84V158ZM156 157V156H155ZM162 157H164V156H162ZM225 157H226V155H225ZM17 158V157H16ZM20 158H22V157H20ZM36 158V159H37ZM40 159H41V156L39 157ZM112 158H113V156H112ZM156 158H159L158 156L156 157ZM161 158V157H160ZM160 158H159V160H160ZM167 158H169L170 159V157H167ZM178 158V157H177ZM250 158H252V157H249L248 159H250ZM7 159V158H6ZM10 158L8 159V160H11ZM27 159V158H26ZM39 159V160H40ZM48 159V160H49ZM53 159V158H52ZM80 159V160H79ZM130 161H132L133 159L130 157ZM161 159H163L164 160V158H161ZM247 159V160H248ZM45 160V159H44ZM47 160V159H46ZM51 160V159H50ZM74 160H75V158H74ZM85 160H86V158H85ZM110 160L112 161V159H111V156H110ZM122 160V159H121ZM159 160H157V161H159ZM181 160V159H180ZM199 160H200V158H199ZM56 161V160H55ZM57 161H58V159H57ZM82 161V160H81ZM156 161V160H155ZM157 161H156V163H157ZM166 161V160H165ZM171 161V160H170ZM179 161V160H178ZM196 161V160H195ZM250 161V160H249ZM248 161V162H249ZM9 162V161H8ZM83 162V161H82ZM85 162V161H84ZM101 162V161H100ZM122 162V161H121ZM133 163H131L132 164V167H134L135 166V162H134V160L132 161ZM137 162H139V160H137ZM160 162V161H159ZM169 162V161H168ZM181 162V161H180ZM257 162V161H256ZM259 162V161H258ZM260 162H262V160H260ZM259 162V163H260ZM112 164H109V165H111V166H113L114 167V165H113V161L111 162ZM155 163V164H156ZM171 163H173V162H171ZM175 163V162H174ZM183 163V162H182ZM252 163H253V161H252ZM0 164H1V162H0ZM256 163H254V164H252V165H255ZM108 165V166H109ZM138 165H139V168L141 169V171L139 170V171H137L136 173L137 174H139V172H140V174H142L141 172H142V170H143V165L142 164H140V163H137V165L135 166V167H138ZM140 165H141V167H140ZM158 165V164H157ZM162 165V164H161ZM181 165V164H180ZM193 165V164H192ZM261 165V164H260ZM85 166V165H84ZM87 166V165H86ZM85 166V167H86ZM111 166H109V168H113V167H111ZM175 166V165H174ZM177 166V165H176ZM182 166V165H181ZM255 166H257V165H255ZM1 167V166H0ZM76 167V166H75ZM88 167H89V165H88ZM161 167V166H160ZM160 167H159V170H160ZM183 168L185 167V166H182ZM253 167V166H252ZM251 167V168H252ZM2 168V167H1ZM90 168V167H89ZM107 168V167H106ZM109 168H107V169H109ZM117 168V167H116ZM151 168H153V166H151ZM150 168V169H151ZM156 168H157V166H156ZM181 168V167H180ZM195 168H197V167H195ZM255 168V167H254ZM135 169V171H136V169H138V168H134ZM149 169V168H148ZM147 169V170H148ZM186 169H187V167H186ZM1 170V169H0ZM36 170V169H35ZM90 170V169H89ZM93 170V169H92ZM92 170H90L91 172H92ZM110 170V169H109ZM154 170V169H153ZM211 170H213V169H211ZM210 170V171H211ZM251 170H255V169H251ZM65 171V170H64ZM87 171H88V169H87ZM89 171V172H90ZM103 171V170H102ZM162 171H165V170H162ZM179 171H180V169H179ZM188 171H189V168H188ZM192 171H193V169H192ZM199 171H200V169H199ZM198 171V172H199ZM206 171V170H205ZM208 171H209V169H208ZM54 172H56V173H58L59 172V170L57 171H54ZM94 172V171H93ZM144 172H146V170H144ZM160 172H161V170H160ZM167 172V171H166ZM165 172V175L166 176H169V178H171V176H170V174L169 175H167V173ZM174 172H176V171H174ZM183 172V174H185V173H187V172H185V169H184V171H182ZM181 172V173H182ZM185 172V173H184ZM201 172V171H200ZM203 172H204V170H203ZM0 173H2V174H0L1 176L0 177H2V176H4L5 174H3L4 173V171L2 172V170H1V172ZM32 173H34L33 171H32ZM36 173L37 172H35L34 174H30L31 175V177L29 178V179H27L26 177H23V178H20V177H18V178H15V177H7V178H2V180H0V228L2 229V228H4L5 230H3V232L5 233V235H6V233H8L6 236H7V238H8V235L9 236H12V237H15L14 239H16L17 241L19 240V245H24V243H26L27 241H29L30 239H32L35 235H41L43 232H45V231H47V230H45V228H47V227H45L44 225H42L44 222H47V220H46V218H48L47 216H45V218H40V220H44L45 219V221L43 222V220L42 221H40L39 219V221L40 222H42L41 223V225L42 226H38L37 224L39 223V221L38 220H35L36 219V217L38 218V215L35 217V219H34V216L35 215H27V212L25 211V207H27V206H29V205H31V208H33L32 207V204H31V202L29 203L28 201H27V199H26V197H28V196H21L22 194H20V197H21V199H20V197H18L17 196V198L15 197L14 199L13 198H9L8 196H10V195H13V194H16V193H29L31 190H33L34 188H36L37 186H39V185H41V184H44L45 182H42L40 179H37V177H35V176H32V175H36ZM55 173V175H53L54 177L53 178H55V176L57 175ZM94 173H96V172H94ZM162 174H163V172H161ZM179 173V172H178ZM180 173V174H181ZM209 173V172H208ZM53 174V173H52ZM52 174H50V176L52 175ZM61 174V173H60ZM62 174H64V172L62 173ZM89 174V173H88ZM91 174V173H90ZM105 174H107V176H108V171H106V173ZM135 174V173H134ZM139 174V176H141ZM145 173H143V175H144ZM150 174V175H149ZM149 174H147V176H146V174L144 175L146 178H147V180H146V178L144 179V181L147 183V181H149L148 179H149V176H156L158 173H156V175H154V173L153 172H150ZM176 174V173H175ZM188 174H189V172H188ZM193 173H190V175H192ZM202 174H204V173H202ZM254 174H255V171H254ZM6 175H7V173H6ZM37 175H39V174H37ZM84 175V174H83ZM109 175H110V172H109ZM143 175H142V177H143ZM159 175H160V173H159ZM172 175V174H171ZM194 175H196V174H194ZM252 175H253V171H252ZM49 176V175H48ZM174 176H176V175H174ZM202 176V178H203V175H201ZM208 176V175H207ZM206 176V174L204 175V177H207ZM39 177H40V175H39ZM61 177V176H60ZM96 177V176H95ZM99 177V176H98ZM104 177V176H103ZM110 177H111V175H110ZM192 177H193V175H192ZM200 177V176H199ZM198 177V178H199ZM25 178H26V180H25ZM84 178V177H83ZM99 178H102V177H99ZM174 179L176 178L177 179V181H178V178H177V176L176 177H173ZM48 179V178H47ZM85 179V178H84ZM93 180H95L94 178H92ZM111 179V178H110ZM204 179V178H203ZM38 180V181H37ZM45 180V179H44ZM83 180V179H82ZM136 180V179H135ZM171 181H173L172 180V178L170 179ZM206 180H208V179H206ZM205 180V181H206ZM47 181H50V180H47ZM85 181V180H84ZM83 181V182H84ZM87 181V180H86ZM86 181H85V184H86ZM97 181V180H96ZM127 181V180H126ZM144 181H142V182H144ZM205 181H203V182H205ZM52 182V181H51ZM98 182V181H97ZM96 182V184H98ZM111 182V181H110ZM129 182V181H128ZM139 182V181H138ZM180 182V181H179ZM178 182V183H179ZM181 182H183V181H181ZM99 183H100V181H99ZM121 183V182H120ZM119 183V184H120ZM123 183V182H122ZM125 183V182H124ZM123 183V184H124ZM196 183H198V182H194V185L196 184ZM202 183V182H201ZM46 184V183H45ZM44 184V185H45ZM94 184H95V181H94ZM96 184H95V186L94 185H92V187H94L93 189H95V190H97V188L98 187H96ZM170 184V183H169ZM199 184H200V180H199ZM221 184V183H220ZM77 185H79L78 183H77ZM115 185V184H114ZM126 185L128 186L129 184H127V182H126ZM133 185V184H132ZM202 185H204V183L202 184ZM222 185V184H221ZM42 186V185H41ZM80 186H82V185H80ZM86 186V185H85ZM89 186V185H88ZM102 186V185H101ZM196 186V187H195ZM195 186H193V187H191V185L190 184H188V183H186V184H180V185H178V187H176L175 188V190L173 191V196H172V203H171V208H172V213H173V218H174V220H175V222L177 223V224H179V226L181 227V228H183L185 231H186V235H187V238L189 239V241L188 242H190L191 243V245L193 246L196 242H198V244L201 242V240H200V238H201V234L198 232V225H197V223H196V221H195V217L197 216L199 219L200 218H203V215L201 214V212H200V207L198 206V202L196 201V198H195V196H194V194H193V192H195V191H198V186L197 185H195ZM200 186V185H199ZM75 187V186H74ZM83 187V186H82ZM116 187V186H115ZM123 187V186H122ZM195 187V188H194ZM222 187H223V185H222ZM37 188H39V187H37ZM49 188V189H48ZM76 188V187H75ZM84 188V187H83ZM88 188H90V186L88 187ZM121 188V187H120ZM124 188V187H123ZM127 188V187H126ZM142 188V187H141ZM73 189V188H72ZM82 189V188H81ZM92 189V190H93ZM117 189V188H116ZM122 189V188H121ZM139 189V188H138ZM137 189V190H138ZM143 189V188H142ZM192 189H195V191H192ZM197 189V190H196ZM39 190H42V189H39ZM38 190V191H39ZM101 189L99 188V192L101 193V191H100ZM103 190V189H102ZM105 190H107V189H105ZM126 190V189H125ZM164 190V189H163ZM200 190V189H199ZM36 191V190H35ZM34 191V192H35ZM78 191V190H77ZM82 191H84V190H82ZM88 192V190H85V192H83V193H87ZM90 192H92L91 190H89ZM94 191V190H93ZM108 191H110V190H108ZM114 191V190H113ZM129 191H131V190H129ZM165 191V190H164ZM225 191V190H224ZM102 192H105L104 190L102 191ZM111 192V191H110ZM116 192H117V190H116ZM136 192V191H135ZM143 192H144V190H143ZM160 192V191H159ZM163 191H161V193H162ZM32 193V192H31ZM106 194H107V192H105ZM109 193V192H108ZM112 193V192H111ZM110 193V194H111ZM115 193V192H114ZM10 194V195H9ZM77 194V193H76ZM82 194V193H81ZM90 194V193H89ZM92 194V193H91ZM98 194V193H97ZM103 194V193H102ZM102 194H101V197H102ZM4 195V196H3ZM5 195H7V196H5ZM27 195V194H26ZM100 195V194H99ZM136 195H137V193H136ZM50 196V195H49ZM90 196H92V195H90ZM105 196V195H104ZM117 196V195H116ZM123 196V195H122ZM125 197L127 196V195H124ZM162 196V195H161ZM58 197H60V198H58ZM77 197V196H76ZM93 197H94V195H93ZM92 197V198H93ZM101 197H100V201H101V203H102V201L103 200H101ZM112 197V196H111ZM156 197V196H155ZM158 197V196H157ZM25 198V199H24ZM85 198H86V196H85ZM97 198H98V196H97ZM96 198V195H95V198L94 199H97ZM109 198H110V196H109ZM116 198V197H115ZM127 198V197H126ZM129 198V197H128ZM16 199V200H15ZM24 199V200H23ZM31 199V198H30ZM49 199H50V197H49ZM58 199V200H57ZM89 199V198H88ZM102 199H104V198H102ZM122 199H123V197H122ZM150 199V198H149ZM21 200V201H20ZM86 200V199H85ZM90 200H91V198H90ZM104 200H106V199H104ZM133 200V199H132ZM156 200V199H155ZM22 202V203H20V202ZM92 201V200H91ZM106 201H108V200H106ZM135 201V200H134ZM215 201V200H214ZM19 202V204H17ZM27 203V205H24V203ZM88 202H90V201H87V203L86 204H88ZM105 202V201H104ZM103 202V203H104ZM111 202V201H110ZM126 202V201H125ZM152 202L153 201H151V204H152ZM29 203V204H28ZM32 203H35V202H33L32 201ZM44 203H45V201H44ZM44 203H42V204H44ZM52 203V202H51ZM84 203V204H85ZM108 204H109V201L107 202ZM106 203V204H107ZM127 203V202H126ZM214 203V202H213ZM22 204H23V206H22ZM70 204V203H69ZM91 204H92V202H91ZM98 204H99V199H98ZM115 204V203H114ZM130 204V203H129ZM131 204H133V203H131ZM38 205V204H37ZM110 205V204H109ZM121 205V204H120ZM125 205H128V203L127 204H125ZM134 205V204H133ZM139 205V207L141 206V202H140V204H138ZM142 205H146V203L144 204V203H142ZM152 205H155V204H152ZM35 206V205H34ZM46 206H50V205H46ZM61 206H63V205H61ZM66 206V205H65ZM84 206V205H83ZM86 206V205H85ZM88 207H90V203H89V205H87ZM99 206V205H98ZM106 205H104V207H105ZM114 206V205H113ZM122 206V205H121ZM146 206H148V205H146ZM213 206V205H212ZM42 207V206H41ZM45 207V206H44ZM58 207V206H57ZM73 207V206H72ZM93 207V206H92ZM92 207H91V209H92ZM104 207H102V208H104ZM110 207V209L112 208V205L111 206H109ZM115 207V206H114ZM122 207H124V206H122ZM122 207H120V210H122L123 208ZM142 207V206H141ZM25 208V209H24ZM29 209H30V207H28ZM43 208V207H42ZM59 208V207H58ZM61 208V207H60ZM65 209H67L66 207H64ZM94 208V207H93ZM95 208H97V206L95 207ZM94 208V209H95ZM100 208V207H99ZM117 205H116V207L114 208V210H117V209H119V208H117ZM122 208V209H121ZM132 208V207H131ZM134 208V207H133ZM159 208V207H158ZM213 208V207H212ZM39 209V208H38ZM53 209V208H52ZM90 209V210H91ZM107 208L105 207V211H108V209L106 210ZM125 209V208H124ZM24 210V211H23ZM40 210H41V208H40ZM39 210V211H40ZM43 210V209H42ZM71 210V209H70ZM73 210V209H72ZM132 210H134V209H132ZM213 210V209H212ZM48 211H49V209H48ZM53 211V210H52ZM56 212H57V210H55ZM55 211H53V212H51V213H53V214H56V212ZM100 211V210H99ZM110 211V210H109ZM135 211V210H134ZM60 212V211H59ZM114 212H116V211H114ZM114 212L112 211V213H113V215H114ZM144 212H145V210H144ZM40 213V212H39ZM63 213H64V211H63ZM103 213V212H102ZM105 213V212H104ZM111 213V212H110ZM111 213V214H112ZM117 213V212H116ZM215 213V212H214ZM221 213V212H220ZM29 214V213H28ZM58 214V216H59V213H57ZM56 214V215H57ZM96 214H97V212H96ZM99 214H100V212H99ZM145 214V213H144ZM208 214H210L209 212H208ZM222 214V213H221ZM41 215V214H40ZM39 215V216H40ZM47 215V214H46ZM49 215H50V213H49ZM56 215H54V218L56 219V221H58V219L60 218H58V216H56ZM104 215V214H103ZM117 215V214H116ZM119 215H121V214H119ZM141 215V214H140ZM70 216V215H69ZM90 216V215H89ZM106 216V215H105ZM115 216V215H114ZM113 216V217H114ZM128 216V215H127ZM138 216V215H137ZM206 216H207V214H206ZM210 216V215H209ZM229 216V215H228ZM41 217H44L43 216V211H42V216ZM72 217V216H71ZM87 217V216H86ZM96 217V216H95ZM108 217H109V213H108ZM122 216H120V218H121ZM123 217H124V214H123ZM141 218H142V215L140 216ZM212 217H214V216H212ZM220 217V216H219ZM218 217V218H219ZM147 218V217H146ZM50 219V218H49ZM54 219V220H55ZM64 219V218H63ZM86 219V218H85ZM115 219V218H114ZM126 219V218H125ZM131 219V218H130ZM220 219V218H219ZM121 220H123V218H121ZM120 220V221H121ZM127 220V219H126ZM141 220V219H140ZM144 220V219H143ZM211 220H214V219H211ZM38 221V222H37ZM49 221V220H48ZM64 221V220H63ZM68 221V220H67ZM71 221V220H70ZM70 221H68V223L70 222ZM75 221V220H74ZM90 221V220H89ZM93 221V220H92ZM157 221V220H156ZM221 221V220H220ZM61 222H62V220H61ZM73 222V221H72ZM71 222V223H72ZM91 222V221H90ZM89 222V223H90ZM110 222V221H109ZM170 222V221H169ZM174 222V223H175ZM198 222V221H197ZM202 221H200V223H201ZM48 223V222H47ZM70 223V224H71ZM112 224H113V222H111ZM117 223V222H116ZM122 223H123V221H122ZM132 223V222H131ZM134 223H135V221H134ZM63 224V223H62ZM133 224V223H132ZM176 224V225H177ZM233 224V223H232ZM56 225V224H55ZM85 225H87V224H85ZM109 225V224H108ZM115 225V224H114ZM127 225V224H126ZM138 225V224H137ZM141 225H143V223L141 224ZM200 225V224H199ZM262 225H263V223H262ZM6 226H7V228H6ZM80 226V225H79ZM89 226V225H88ZM103 226H104V224H103ZM110 226H112V225H110ZM122 226V225H121ZM134 226V225H133ZM178 226V225H177ZM204 226V225H203ZM207 226H209V224H207ZM261 226V225H260ZM65 227V226H64ZM71 227V226H70ZM108 227V226H107ZM146 227V226H145ZM212 227V226H211ZM239 227V226H238ZM90 228V227H89ZM130 228H131V226H130ZM129 228V229H130ZM133 228V227H132ZM170 228V227H169ZM168 228V229H169ZM233 228V227H232ZM256 228V227H255ZM260 228V227H259ZM258 228V229H259ZM57 229V228H56ZM115 229H117L116 227H115ZM114 229V230H115ZM149 229V228H148ZM171 229V231L173 230L172 228H170ZM239 229V228H238ZM58 230V229H57ZM62 230V229H61ZM70 230V229H69ZM74 230V229H73ZM136 230H138V228L136 229ZM158 230H159V228H158ZM162 230V229H161ZM264 230V229H263ZM262 230V231H263ZM82 231V230H81ZM83 231H85V230H83ZM111 231V230H110ZM148 231V230H147ZM160 231V230H159ZM180 231L182 232V230L180 229ZM179 231V232H180ZM254 231H255V229H254ZM133 233H134V230L132 231ZM137 232H139V231H137ZM144 232V231H143ZM165 232V231H164ZM180 232V235L182 234L183 235V232L181 233ZM91 233V232H90ZM93 233V232H92ZM100 233V232H99ZM117 233V232H116ZM124 233H125V231H124ZM123 233V234H124ZM141 233V232H140ZM156 233V232H155ZM172 232H170V234H171ZM176 233H178V232H176ZM185 233V232H184ZM243 233V232H242ZM241 233V234H242ZM262 233V232H261ZM1 234V233H0ZM73 234H75V232L73 233ZM104 234V233H103ZM160 234V233H159ZM162 234H166V233H162ZM168 234H169V232H168ZM173 234V233H172ZM205 234H207V232L205 231ZM259 234V233H258ZM4 234H1V237H0V239H2V236H3ZM64 235V234H63ZM120 235H121V233H120ZM130 235V234H129ZM142 235V234H141ZM180 235H179V237H180ZM185 235V234H184ZM244 235V234H243ZM243 235H241V236H243ZM262 235V234H261ZM73 236V235H72ZM71 236V237H72ZM93 236V235H92ZM100 236V235H99ZM103 236V235H102ZM108 236V235H107ZM116 236H119V235H116ZM115 236V237H116ZM124 236V235H123ZM144 236V235H143ZM146 236V235H145ZM177 236V235H176ZM246 236V235H245ZM248 236V235H247ZM258 236V235H257ZM77 237V236H76ZM95 237V236H94ZM104 237V236H103ZM110 237H111V235H110ZM113 237H114V234H113ZM130 237V236H129ZM135 237V236H134ZM220 237H221V235H220ZM4 238V237H3ZM83 238V237H82ZM108 238V237H107ZM112 238V237H111ZM125 238V237H124ZM13 238H10V240H12ZM14 239L12 240V241H14ZM91 239V238H90ZM110 239V238H109ZM112 239H114V238H112ZM116 239V238H115ZM146 239V238H145ZM208 239V238H207ZM245 239H246V237H245ZM260 239V238H259ZM9 240V239H8ZM9 240V241H10ZM68 240H69V238H68ZM74 240V239H73ZM82 240V239H81ZM98 240V239H97ZM123 240V239H122ZM131 240V239H130ZM140 240V239H139ZM221 240V239H220ZM219 240V241H220ZM262 240V239H261ZM0 241H2V240H0ZM4 241H6V243L8 242L5 238H4ZM71 241V240H70ZM69 241V242H70ZM84 241V240H83ZM87 241V240H86ZM120 241V240H119ZM128 241V240H127ZM137 241V240H136ZM246 241V240H245ZM245 241H243V242H245ZM247 241H248V239H247ZM15 242V243H14ZM13 242V244H14V247H17V246H15V244L17 243L16 241H14ZM33 242V241H32ZM73 242H75V241H73ZM78 242V241H77ZM103 242V241H102ZM123 242V241H122ZM141 242V241H140ZM142 243V242H141ZM4 244V243H3ZM72 244V243H71ZM75 244H76V242H75ZM81 244V243H80ZM85 244H86V242H85ZM134 244V243H133ZM145 244V243H144ZM10 245V244H9ZM7 246L8 247V249L6 248V246H5V244H4V246H5V248L3 247V245H2V242H1V244H0V264H10V262L8 261L9 259H10V257L12 258L13 257V255H9L11 252L13 253L14 251H13V249L11 248V246ZM17 245V244H16ZM84 245V244H83ZM87 245V244H86ZM102 245H103V243H102ZM109 245V244H108ZM124 245V244H123ZM129 245V244H128ZM44 246V245H43ZM110 246V245H109ZM135 246V245H134ZM142 246H143V244H142ZM185 246H187V245H185ZM203 246V245H202ZM80 247V246H79ZM90 247V246H89ZM111 247V246H110ZM133 247V246H132ZM188 247V246H187ZM18 248V247H17ZM81 248H82V246H81ZM91 248V247H90ZM103 248V247H102ZM105 248V247H104ZM135 248H137V247H135ZM134 248V249H135ZM140 248V247H139ZM198 249H200L201 248V246H200V248L199 247H197ZM58 248H56V250H57ZM60 249V248H59ZM84 249H85V247H84ZM109 249V248H108ZM144 249V248H143ZM151 249V248H150ZM180 249V248H179ZM6 250V251H5ZM11 251L10 253H6L7 251ZM18 250H20V249H18ZM46 250V249H45ZM56 250H51V252H53V255L55 254H57V253H55L56 252ZM61 250H63V249H60V251ZM86 250V249H85ZM90 250V249H89ZM115 250V249H114ZM116 250H119V249H116ZM124 250V249H123ZM164 250V249H163ZM163 250H161V252L163 251ZM171 250V249H170ZM177 250V249H176ZM181 250V249H180ZM180 250L178 251V252H180ZM21 251H23V250H21ZM55 251V252H54ZM58 251V254H60L59 256L57 255V258L58 257H60L61 256V252L59 251V250H57ZM81 251V250H80ZM104 251V250H103ZM134 251V250H133ZM145 251H146V249H145ZM154 251H155V249H154ZM159 251H160V248H159ZM159 251H157V252H159ZM172 251V250H171ZM202 251V250H201ZM216 251V250H215ZM84 252H86V251H84ZM96 252V251H95ZM122 252V251H121ZM126 252V251H125ZM132 252V251H131ZM136 252V251H135ZM157 252H155V253H157ZM177 252V253H178ZM218 252V251H217ZM4 253H6V255H8V256H10L9 258L8 257H5L4 256ZM62 253H64V250H63V252ZM127 253V252H126ZM143 253V252H142ZM171 253H173V252H170L169 254H171ZM176 253V252H175ZM13 254H15V253H13ZM50 255H52L51 253H49ZM81 254V253H80ZM83 254V253H82ZM86 254V253H85ZM89 254V253H88ZM111 254V253H110ZM136 254V253H135ZM134 254V255H135ZM157 254H160V252L159 253H157ZM162 254H164V253H162ZM39 255V254H38ZM91 255V254H90ZM104 255V254H103ZM17 255L15 254V257H16ZM19 256H21V255H18L17 256V258H19ZM131 256V255H130ZM130 256H129V258H130ZM35 257H36V255H35ZM53 257H55V256H53ZM80 257V256H79ZM95 257V256H94ZM106 257V256H105ZM17 258H12V261L14 260V259H17ZM27 258V257H26ZM37 258V257H36ZM35 258V259H36ZM82 258V257H81ZM138 258V257H137ZM19 259H21V257L19 258ZM18 259V260H19ZM25 259V258H24ZM55 259V258H54ZM83 259H85V258H83ZM91 259V258H90ZM126 259V258H125ZM124 259V260H125ZM22 260H23V256H22ZM21 260V261H22ZM28 260H29V258H28ZM27 260V261H28ZM32 260V259H31ZM30 260V261H31ZM39 260V262H40V264L42 263V260H40V258L38 259ZM71 260V259H70ZM75 260V259H74ZM128 260V259H127ZM131 261H132V259H130ZM140 260V259H139ZM11 261V260H10ZM20 261V260H19ZM49 261H51V260H49ZM53 261V260H52ZM81 261V260H80ZM90 261V260H89ZM93 261H94V259H93ZM117 261H120V260H117ZM126 261V260H125ZM130 261V262H131ZM138 261V260H137ZM79 262V261H78ZM82 262V261H81ZM91 262V261H90ZM133 262V261H132ZM33 263V262H32ZM36 263H38V262H35V264ZM80 263V262H79ZM85 263V262H84ZM97 263V262H96ZM95 263V264H96ZM99 263V262H98ZM127 263H129L128 261H127ZM142 263V262H141ZM255 263H257V261L255 262ZM13 264H15V262L13 263ZM16 264H18V262L16 263ZM20 264H22V263H20ZM28 264H30V263H28ZM130 264V263H129ZM132 264V263H131ZM134 264H135V262H134ZM137 264H139V263H137ZM181 264V263H180Z\"/></svg>","mask_w":264,"mask_h":264}]
</instances>
